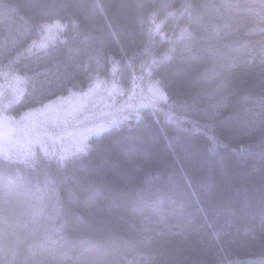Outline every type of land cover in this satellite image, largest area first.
<instances>
[{
    "label": "trees",
    "instance_id": "1",
    "mask_svg": "<svg viewBox=\"0 0 264 264\" xmlns=\"http://www.w3.org/2000/svg\"><path fill=\"white\" fill-rule=\"evenodd\" d=\"M5 71L8 121L122 113L63 160L0 151V264H264V0H0Z\"/></svg>",
    "mask_w": 264,
    "mask_h": 264
},
{
    "label": "rangeland",
    "instance_id": "2",
    "mask_svg": "<svg viewBox=\"0 0 264 264\" xmlns=\"http://www.w3.org/2000/svg\"><path fill=\"white\" fill-rule=\"evenodd\" d=\"M6 72L9 71L2 75L9 76L0 82V151L4 157L19 160L21 156L30 160L38 150H50L63 160L69 152L82 149L92 136L113 124L122 113L113 103L118 92L110 88L101 94L95 90L87 95H73L70 99L52 102L37 114L30 113L15 123L8 121L1 112L5 104L3 98L21 91L22 76ZM137 96L138 107L150 105L153 108L152 105L164 98L157 83H151L146 92ZM7 126L12 132H6Z\"/></svg>",
    "mask_w": 264,
    "mask_h": 264
}]
</instances>
